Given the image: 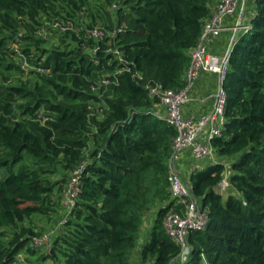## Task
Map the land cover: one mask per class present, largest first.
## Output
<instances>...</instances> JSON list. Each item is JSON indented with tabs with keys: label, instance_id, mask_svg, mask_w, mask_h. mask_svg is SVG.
Wrapping results in <instances>:
<instances>
[{
	"label": "trees",
	"instance_id": "1",
	"mask_svg": "<svg viewBox=\"0 0 264 264\" xmlns=\"http://www.w3.org/2000/svg\"><path fill=\"white\" fill-rule=\"evenodd\" d=\"M103 1L116 6L108 22L89 0H0V264L36 251L31 217L63 210L62 191L82 161L76 204L51 238L52 264H170L180 252L164 226L177 208L168 179L176 130L154 111L148 87L184 85L216 0ZM248 4L251 29L233 41L222 83L223 133L212 140L220 159L190 175L208 224L189 233L187 264H264V0ZM99 20L102 41L84 37ZM226 172L224 197L216 186Z\"/></svg>",
	"mask_w": 264,
	"mask_h": 264
},
{
	"label": "built area",
	"instance_id": "2",
	"mask_svg": "<svg viewBox=\"0 0 264 264\" xmlns=\"http://www.w3.org/2000/svg\"><path fill=\"white\" fill-rule=\"evenodd\" d=\"M255 1V0H252ZM246 0H219L212 9L211 16L205 20L200 38L190 54V63L184 74V85L180 88H168L161 84H155L148 87L150 97L155 100L164 109L166 122L173 126L176 135L172 140V155L169 160V192L175 210H169L164 216V226L166 232L179 245V254L171 260L178 261L179 264H187L189 261L190 247L188 235L193 231L204 230L208 224V206L204 204L192 191L191 183L181 175L176 160L178 155L185 149L189 150L194 161L200 162L214 152L212 140L223 133L224 111L226 103V94L222 87L224 81L229 50L223 55H215L208 51L207 41L216 36L222 30V21L224 16L237 12L240 6L244 10ZM116 9V6L113 5ZM240 11V13H241ZM54 27L60 30L73 29L72 25H63L55 22ZM235 33L241 30L242 34L251 29L250 21L239 20L234 27ZM81 29V28H80ZM121 28H115L112 35L117 34ZM78 30V28L76 29ZM84 37L92 38L96 42L102 41L105 36L104 27L96 24L93 27L83 29ZM235 38L233 39V41ZM99 45L91 48L92 53H96ZM107 51L113 52L116 57L121 58V52L118 49L107 48ZM201 71L215 72L220 74L219 86L216 92V100L213 110L210 114L201 115L198 119L193 116L185 115L183 112L184 103L188 100L189 91L194 84L195 79ZM106 82V80H103ZM208 126V127H207ZM85 162L82 161L76 165L68 177L65 187L62 191L60 204L66 212L62 223L66 222L68 215L74 208L78 195L81 191V180L84 172ZM193 166L191 168L194 169ZM225 177L221 182L225 181ZM63 223V224H64ZM51 232L42 233L33 239L31 245L34 247H43L47 250L51 247ZM170 262V263H171Z\"/></svg>",
	"mask_w": 264,
	"mask_h": 264
},
{
	"label": "crops",
	"instance_id": "3",
	"mask_svg": "<svg viewBox=\"0 0 264 264\" xmlns=\"http://www.w3.org/2000/svg\"><path fill=\"white\" fill-rule=\"evenodd\" d=\"M241 8L242 6H240L237 12L234 14L231 15L229 14L224 16L222 21V30L220 31V33L216 36H212L207 41V48L210 53L219 56L223 55L229 50V47L233 42V39L238 38V34L240 33L241 30H238V32L235 33L234 27L235 24L239 20H241L240 19ZM252 9L253 6L249 4L246 5L245 3L244 17H243V20L245 22H248L249 16L253 14ZM219 77H220L219 74L215 72H207V71L200 72L199 76L195 79L194 84L189 91L188 100L184 103L183 112L185 115L193 116L194 119H198V117H200L201 115L210 114L212 112L216 100V92L219 86ZM153 109L156 112V114H158L159 116L164 115V109L158 103L154 104ZM219 159L220 158H218L215 152H213L211 156H207L202 161L197 162L193 160L190 151L185 149L178 155L176 163L178 165L181 175L188 177V175L190 174L189 173L190 169L193 167L192 164H194V166H197L198 169H202V168H206L207 166H210L212 161L215 162L218 161ZM187 181L191 182L189 179ZM62 216L58 218L59 217L58 215L56 217V220L54 221L55 223H53L55 224L54 227L57 230H59L58 223L62 218ZM151 224L149 225V228ZM50 229L51 231H53V227H51ZM148 236H149V231L145 239H147ZM170 264H179V262L176 260V261H172ZM201 264H205V262L202 261Z\"/></svg>",
	"mask_w": 264,
	"mask_h": 264
},
{
	"label": "rangeland",
	"instance_id": "4",
	"mask_svg": "<svg viewBox=\"0 0 264 264\" xmlns=\"http://www.w3.org/2000/svg\"><path fill=\"white\" fill-rule=\"evenodd\" d=\"M218 1L219 0H216V2L214 3L213 7L215 6V4ZM89 2L92 4V6H95V5H96V7L98 6L99 14L102 15L105 20H107V21L99 20L95 24L104 25L102 23V21L103 22H108V20H109L108 17L110 15H112L113 18H116L115 10L113 8L105 5V2L103 0H89ZM93 14L95 16H97L98 13H93ZM251 16H252V14H251ZM251 16H249V20L248 21H251ZM83 17L85 18V20H83V22L85 24L92 23L90 21V18L92 16L84 15ZM240 35H242L241 31L238 34V36H240ZM48 36H50V34L47 32L45 34V37H48ZM57 42H58V38H57V40H55V39H47V42H45L44 44H46L49 47H53L54 45L56 46ZM15 46H18V45H15ZM89 147H90L89 149H91L93 147V142L89 143ZM214 163L215 162L212 161L211 164H214ZM192 166H194V164H192ZM194 167H195L194 169H192V170L190 169V172H189L190 174L188 175V177L183 176L185 180H188V179L190 180V175H191L192 171L199 170L197 168V166H194ZM57 168H59V165H57ZM228 174H229V172H226L225 175H224V177L226 178L225 181L224 182H220L216 186L217 192L220 193L224 197H226L229 194H232V188L229 186V183H228V180H227ZM62 175H63L62 171L58 170V171H56L54 173H51L50 174V178L52 180H58V179H60L62 177ZM170 198H171V196H170ZM62 214H63V216H62ZM58 215H59L58 218H60L62 216V218L60 219V221L58 223L59 230H57L54 227L55 224H53V223H55L54 221L56 220V217ZM65 216H66V212L64 210H62V209H58L57 213L52 217V219H49V216H47V215H41V214L33 215L31 217V220H32V223H33V229H35L38 232H40V234L46 233V232H51V234H52V236L54 238L60 232H62L61 230L63 228L62 226H63V223H64V222L62 223V220L65 218ZM154 217H155L154 211L148 213L145 216L144 223H143L142 230H141V235H140V238H139V240L137 242V244H138L137 250L140 248V244H142L145 241L146 235H147L148 231L150 230L149 229V225L152 223V220H153ZM28 223H29L28 221L25 222L26 225H29ZM51 227H53V231H51V229H50ZM50 249L47 250V249H45L43 247H37L36 251H34L32 253L21 251V253L17 255L16 264H30V263L31 264H52L53 260L48 257ZM203 262H204V260H203Z\"/></svg>",
	"mask_w": 264,
	"mask_h": 264
},
{
	"label": "water",
	"instance_id": "5",
	"mask_svg": "<svg viewBox=\"0 0 264 264\" xmlns=\"http://www.w3.org/2000/svg\"><path fill=\"white\" fill-rule=\"evenodd\" d=\"M243 17H244V10L242 9V11H241V13H240V19L242 20ZM219 76H220V74H219Z\"/></svg>",
	"mask_w": 264,
	"mask_h": 264
}]
</instances>
